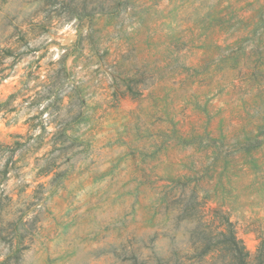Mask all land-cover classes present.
<instances>
[{"label": "rangeland", "instance_id": "obj_1", "mask_svg": "<svg viewBox=\"0 0 264 264\" xmlns=\"http://www.w3.org/2000/svg\"><path fill=\"white\" fill-rule=\"evenodd\" d=\"M0 257L264 264V0H0Z\"/></svg>", "mask_w": 264, "mask_h": 264}, {"label": "clouds", "instance_id": "obj_2", "mask_svg": "<svg viewBox=\"0 0 264 264\" xmlns=\"http://www.w3.org/2000/svg\"><path fill=\"white\" fill-rule=\"evenodd\" d=\"M43 17L41 16V17H39V19H42ZM54 23L57 25V27L54 29V31H57V32H59L60 30H61V28H62V30L65 32V33H68L70 36H72L73 38H74V36H75V32H76V25H77V19L76 18H72L71 19V21L70 22H64V21H62V20H56V21H54ZM129 31H131V29H129ZM86 32H87V29H85V34H86ZM53 39H55V38H58V37H52ZM53 51H56L55 49H53ZM60 55H63V52H57V56L56 57H54V59H56V58H58ZM9 61H6V63H8ZM96 67H98V65H95V64H93L92 65V68L91 69H89V71H91L92 69H95ZM76 72L77 73H80V69L79 68H77L76 69ZM43 75H41V79L43 80ZM87 77H85V76H83V74H80V75H77L76 76V82L78 83L81 79H86ZM108 82L110 83L111 82V78H109L108 79ZM7 83V82H6ZM33 83H38L37 81H34ZM95 83V82H94ZM68 84H71V85H73V86H75L74 84H73V81L70 79L69 81H68ZM31 86V85H30ZM37 91H39V89H37ZM71 91V89H69V92ZM29 95H31V93H29ZM97 99H99V97H97ZM72 100H73V97L72 96H70V95H68V94H65L64 95V103H63V107H65V108H67L69 105H70V103L72 102ZM17 103H19V101H17ZM46 103H48V101H46L45 102V104H41L40 105V108L42 109V108H44L45 107V105H46ZM90 103H91V101H90ZM24 107L25 108H27V105H24ZM34 114V113H33ZM50 131L52 130V129H49ZM33 135L35 136V135H39V129H36V131L33 133ZM25 171L27 172V171H29L28 169H25ZM9 176L11 177L12 176V174L11 173H9ZM29 180H30V177L28 178ZM22 181H18V180H16L15 178H12V179H10L9 180V185H12V184H18V183H21ZM25 198H27V197H25ZM13 217H11V216H9V217H7V219H12ZM0 259H3V257H0Z\"/></svg>", "mask_w": 264, "mask_h": 264}, {"label": "trees", "instance_id": "obj_3", "mask_svg": "<svg viewBox=\"0 0 264 264\" xmlns=\"http://www.w3.org/2000/svg\"><path fill=\"white\" fill-rule=\"evenodd\" d=\"M240 255H241V258L244 257V254H242V252H240ZM241 264H244V259L241 260Z\"/></svg>", "mask_w": 264, "mask_h": 264}]
</instances>
